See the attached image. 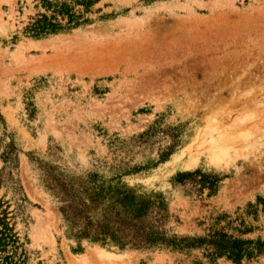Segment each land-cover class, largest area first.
I'll use <instances>...</instances> for the list:
<instances>
[{"label": "rangeland", "instance_id": "rangeland-1", "mask_svg": "<svg viewBox=\"0 0 264 264\" xmlns=\"http://www.w3.org/2000/svg\"><path fill=\"white\" fill-rule=\"evenodd\" d=\"M35 4L0 0V140L19 151L28 264H192L70 236L44 169L161 197L170 234L202 236L217 216L235 218L264 195V0H100L88 24L31 39L21 31ZM222 144L226 158L212 162ZM196 170L213 195L174 181Z\"/></svg>", "mask_w": 264, "mask_h": 264}, {"label": "trees", "instance_id": "trees-1", "mask_svg": "<svg viewBox=\"0 0 264 264\" xmlns=\"http://www.w3.org/2000/svg\"><path fill=\"white\" fill-rule=\"evenodd\" d=\"M36 13L23 27V36L43 39L89 23L87 14L100 0H34ZM0 188L12 193V200L0 198V264H28V239L17 230L25 220L29 204L18 178L19 151L11 140H0ZM44 169L45 186L55 196L70 236L119 250L164 248L193 258L192 264L256 262L264 256V195L248 202L235 218L221 214L202 236H180L166 230L167 203L161 197L139 200L124 188L105 185L97 174L88 180L68 183L61 175ZM129 174V173H127ZM209 176L196 170L178 173L177 184L192 182L198 193L216 192ZM199 252L200 256L193 255ZM65 264V262L55 263Z\"/></svg>", "mask_w": 264, "mask_h": 264}, {"label": "bare ground", "instance_id": "bare-ground-1", "mask_svg": "<svg viewBox=\"0 0 264 264\" xmlns=\"http://www.w3.org/2000/svg\"><path fill=\"white\" fill-rule=\"evenodd\" d=\"M221 137V136H220ZM225 138V137H224ZM223 138V139H224ZM227 142H229V141H227ZM233 142V141H232ZM219 142H217V144H218ZM230 144H231V142H230ZM223 145V144H222ZM210 147H212L211 148V150H210V159H211V161L212 162H215V163H217V162H222V160L224 159V158H226V152H225V146L223 145V146H216V147H213V146H210ZM209 147V148H210ZM227 151V150H226ZM101 252V254H109L108 252H106V251H104V250H99V253Z\"/></svg>", "mask_w": 264, "mask_h": 264}]
</instances>
